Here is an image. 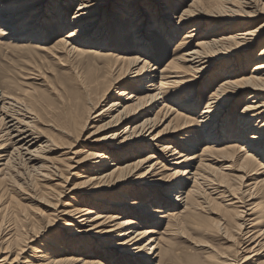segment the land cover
<instances>
[{
    "label": "bare ground",
    "instance_id": "bare-ground-1",
    "mask_svg": "<svg viewBox=\"0 0 264 264\" xmlns=\"http://www.w3.org/2000/svg\"><path fill=\"white\" fill-rule=\"evenodd\" d=\"M77 1L70 17L74 0H0L1 62L45 51L77 74L53 109L35 95L42 80L31 67L32 92L20 96L0 71V196L8 182L17 190L40 182L42 200L62 199L55 188L91 166L76 175L73 205L41 202L45 227L31 216L21 227L0 226V264H196L174 241L203 206L222 211L216 234L235 243L223 256L212 251L213 264H264V212L254 202L264 199V0ZM54 23L72 30L46 47ZM184 30L159 72L156 44L166 48ZM76 58L94 62L75 66ZM13 62L22 73L26 63ZM109 118L104 125L118 133L89 144L84 159L61 154L64 138L76 142L90 120ZM61 217L63 236L40 240Z\"/></svg>",
    "mask_w": 264,
    "mask_h": 264
},
{
    "label": "rangeland",
    "instance_id": "rangeland-1",
    "mask_svg": "<svg viewBox=\"0 0 264 264\" xmlns=\"http://www.w3.org/2000/svg\"><path fill=\"white\" fill-rule=\"evenodd\" d=\"M77 2H78L77 0H74L70 17H73V14L78 6ZM113 10L114 8H112L109 12H112ZM54 24L56 25L55 29L50 28L53 30V32L52 30H50L51 31L50 34H48L46 36V39H44L45 42L43 43L46 45V47L52 46L58 38L64 37L65 35H67V33L70 30H72V28L70 29L69 27H67V29L65 30L63 26L60 27L61 25L58 26L57 23H54ZM184 32L185 30L182 32H178V35L175 37V40L170 45H168L166 48H164L162 45L156 44V48H158L159 50V53H157V55L161 54L159 58L160 60H162V62L158 63V65L156 66L159 72H161L165 68V66L168 64V61L172 59V55L175 54L173 50L175 49V46L182 40ZM126 39L128 42L130 40V37L126 36ZM159 41L163 42V40H159ZM19 43H20L19 45L24 44V42L23 43L19 42ZM120 47L124 50L128 48H130L131 50L134 49L131 43L127 45L125 44V42L123 43V46H120ZM80 49L83 50L84 48L80 47ZM162 56H165L167 60L162 59L161 58ZM11 59H12V62H11ZM13 59L23 60V62H25L26 64H29L30 66H27L26 64H24L22 68V73H21L17 70L16 68L17 66L13 62ZM7 61H8V64H5L4 62L0 61V66H1L0 71L4 73L6 72V75L13 82L18 83V85H15L13 87L14 93L17 96H20L23 93V91H31V90H28L27 87H28V84L30 83L34 84V81L25 80L27 75L29 74V69L31 68L36 75L40 76V79L42 80V82L40 83H42V85L44 81H46V83L44 84L46 85V87H41L42 85H40L39 83H36L38 84L37 86H40V87H37L38 89L35 92V95L43 97L44 102H46V105L49 106V108L56 109L62 106L61 104H62L63 99L65 98V100H67L70 94H72L69 90L70 88H72V83H74L73 80L75 79L77 74L75 72L73 73L72 70H70L69 68L61 67L58 60L54 58L53 53L50 52L47 54V52L45 51H37L34 53L13 52L10 54L9 60ZM82 62L85 64L87 63L93 64L92 62L94 61L93 60L82 61V58H76L74 60L75 66H79ZM251 69L252 67H250L249 70L251 71ZM218 70L219 68L217 69V71ZM24 84L26 85V87H24L25 86ZM47 84L49 85V87L47 86ZM148 85L149 84H144L143 86H148ZM203 85L204 84H202V86ZM135 86L136 84L131 85V87L134 89H135ZM119 89L120 88H115L114 92L118 91ZM245 99H246V96H242L240 98L239 103L237 104L238 108H236L237 114H239L243 110V107L245 106V102H244ZM111 102H112V99H109L105 104H103V106H101L96 112H94L92 118L96 117V115L100 113L105 107H107L108 104H110ZM205 103L206 102L204 100L203 104ZM169 105L175 106V104L173 103H170ZM203 107L204 105H202L201 108L203 109ZM199 111L196 113V115L199 114ZM153 117L154 116H152V118ZM110 120L111 118L106 119L105 122L98 123V124L93 123L90 120L88 122V125L85 131L82 133L80 139L76 142H75V139L73 138H67V137L64 138L63 139L64 141H62L61 143L62 144L61 146L62 149L60 151L61 154H67V153L72 154L70 155V157L76 158L75 162L84 159V157L87 155L86 152H89L90 150L91 145L89 144H96L97 142H101V140L103 139H106L107 141V138L112 137L115 133H118L116 128L107 129L108 127L104 125L105 123H108ZM114 142L117 143L119 141L117 142L114 141ZM197 151L198 150H196L195 152ZM76 153H78L77 156H74V154ZM220 164H223V163H220ZM228 165L229 164H225L224 167ZM88 167H89L87 168L88 170L74 169L71 172V175L69 176L68 183L64 184V189H61L60 187L55 188L56 190H62L63 192L62 199L59 197H54L53 199L46 197L44 200H42L44 196L41 195L40 193L41 191L40 182L39 183L37 182L38 187L35 184H34L35 186H30L31 188H29L26 185H23L22 187L23 189L21 190H17V188L14 187L12 182H8L7 184L3 185L2 194L0 196V199H1L0 205L3 207L2 212H0V226L1 225H3V227L11 226L13 228L15 226L21 227L22 224L19 222L23 216L24 217L31 216V217L39 218L38 214L42 212L43 210V206L41 202L53 201L54 203H57V199H59L60 202L57 204V207L59 208L61 207V205L63 206L65 203H70L71 205H73V202L70 199L71 196L72 198H74V194L72 193L73 188L76 184L79 185V183L82 181V180H77V178H79L77 176L83 175L84 172L86 173L89 172L91 170L90 168L91 166H88ZM75 192H78V191H75ZM29 196H31L32 198H30ZM77 198L84 200L85 196L78 197L77 195ZM254 202H255V206H258L259 213L264 212V199L260 197ZM81 206L83 205L81 204ZM201 209L199 210L200 217L197 218L194 226L191 225L187 229L186 233L184 234L185 238H180V240L176 238L174 242L176 244V247H179L180 251L188 256L187 257L184 255V257L186 259H189L191 262H195L196 264H213L212 261L213 259H215V257L213 256V254H211L212 251H216L217 253H219V255L223 256L222 255L223 252H226L228 250H230L231 252L234 251L233 248H235V243H233L234 241H232V243H227L222 240V237L220 235L216 234V225L220 224L222 221L221 220V217H223L222 211H217L218 214L216 213L217 215H213L211 214V212H213L212 211L213 209L210 210L211 209L210 207L203 206ZM47 219L48 218H45L46 221L42 222L41 219L39 218L38 221H40L41 224L37 220L33 221L32 223L38 228L40 226L45 227L49 223V219L48 220ZM50 219L52 220L54 218H50ZM58 220H61V221H58ZM58 220L56 221L54 220L53 224H51V227H53V229L51 227H48L46 229V232H48V230H50L51 232L43 234L45 236L40 238V240H44L46 237L47 238L51 236L53 237L56 234H58V236H63V234L65 233L64 232L65 225H67L65 224V221H68V220L65 219V217H61ZM73 228L75 230L77 227H73ZM65 230H68V229H65ZM61 238L65 240V237H61ZM66 241L68 240L66 239ZM31 247H34V246H31ZM25 251H27V249ZM81 253H82L81 251H79L78 253H72L71 250L69 251V254L72 257L88 258L87 254L81 255ZM30 255H33V254L30 253ZM230 255H233V254H230ZM62 256L66 257L68 255L63 254ZM97 257L99 258L100 256L96 254L90 255L91 259H96Z\"/></svg>",
    "mask_w": 264,
    "mask_h": 264
}]
</instances>
